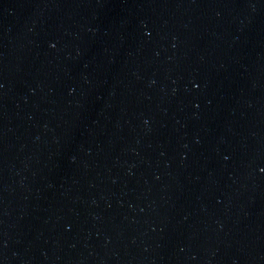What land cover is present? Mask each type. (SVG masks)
<instances>
[{
	"label": "water",
	"instance_id": "1",
	"mask_svg": "<svg viewBox=\"0 0 264 264\" xmlns=\"http://www.w3.org/2000/svg\"><path fill=\"white\" fill-rule=\"evenodd\" d=\"M0 264H264V0H0Z\"/></svg>",
	"mask_w": 264,
	"mask_h": 264
}]
</instances>
